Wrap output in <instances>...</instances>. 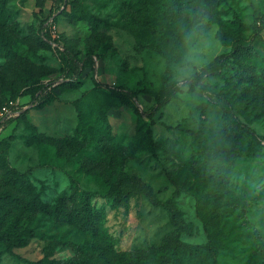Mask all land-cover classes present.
Listing matches in <instances>:
<instances>
[{
  "label": "rangeland",
  "instance_id": "374dc122",
  "mask_svg": "<svg viewBox=\"0 0 264 264\" xmlns=\"http://www.w3.org/2000/svg\"><path fill=\"white\" fill-rule=\"evenodd\" d=\"M149 1L73 0L51 34L85 63L81 81L0 132V170L20 172L53 210L66 194L74 212L91 199L116 244L78 231L83 218L69 225L42 209L2 207L0 228L25 243L13 253L0 244V264H160L206 244L218 264H264V70L246 55L263 52L264 0H173L160 40L177 60L154 49ZM53 3L0 0V102H16L32 78L61 75L38 31ZM222 60L244 71L226 76ZM221 159L226 188L202 178L204 163L213 172Z\"/></svg>",
  "mask_w": 264,
  "mask_h": 264
},
{
  "label": "trees",
  "instance_id": "16d2710c",
  "mask_svg": "<svg viewBox=\"0 0 264 264\" xmlns=\"http://www.w3.org/2000/svg\"><path fill=\"white\" fill-rule=\"evenodd\" d=\"M173 0H152L149 1L148 11L150 16L151 25V40L154 44V49L159 53L168 55L177 60L176 55L167 51L164 48V43L160 40L161 35L165 32L164 20L170 11ZM73 4V0H54L53 5L46 11H42L44 15L38 29L41 38L49 43V46L55 50L56 55L61 63V75L48 82H41L38 79L32 78L28 80L23 88H20L14 100L22 96L30 95L32 101L29 104L16 103L10 110V113L3 119L0 124V132L3 128L12 121L25 118L28 109H41L48 105L55 97V91L59 88L78 84L84 73L85 63L79 58L77 53L61 38H53L51 34V28L55 21L58 19L59 14L63 13L69 6ZM264 30V14L259 18V26L256 28V38L261 35ZM256 42V39L253 40ZM251 43V42H250ZM255 44H249V48ZM246 49V50H247ZM242 49L238 50L240 54ZM263 52H251L247 51L246 55L252 61L260 62L263 65L264 70V48ZM229 55V54H228ZM220 71L226 76H237L241 74L244 69L241 66H233L225 64L222 60ZM194 83L204 92L210 101H214V91L202 83L200 79L195 78ZM164 104L160 102L161 107ZM227 116L232 123L233 128L236 130L239 127L238 118L234 112L229 109ZM214 164L215 169L211 172V164L209 161L205 162L204 169H202V178L204 181L218 182L220 187H227V173L225 170L226 164L224 160H216ZM5 192L0 194V208L7 209L10 213H15L17 210L23 212H31L37 209H42L46 213L54 214L58 220H64L69 225H73L76 219L83 218L84 222L80 225L78 231L87 236L93 238L95 241L104 240L108 245L113 246L116 243L110 238V236L102 229L103 222L106 218V211L102 208H96L92 205V201L85 196L81 198V210H73V206L69 202V197L62 196L55 207V210L47 206L41 199L40 195L35 192L34 186L22 178V174L16 170L10 168H2L0 170V191ZM26 235L29 232H25ZM24 235L20 234L15 236L10 230L0 228V244L5 249L13 253L14 248L23 246L25 243ZM89 238V239H90ZM91 240V239H90ZM94 247L101 252L104 259H107L110 252L107 247L97 244L95 242ZM180 253L174 256H166L160 262V264H218L217 249L211 244L196 245L187 250L178 249ZM87 253L89 249H86ZM205 258V260H204ZM1 259V258H0ZM45 264V261H41ZM50 264H72L68 262H62L52 260Z\"/></svg>",
  "mask_w": 264,
  "mask_h": 264
},
{
  "label": "built area",
  "instance_id": "2783aa9c",
  "mask_svg": "<svg viewBox=\"0 0 264 264\" xmlns=\"http://www.w3.org/2000/svg\"><path fill=\"white\" fill-rule=\"evenodd\" d=\"M17 102H0V124Z\"/></svg>",
  "mask_w": 264,
  "mask_h": 264
}]
</instances>
